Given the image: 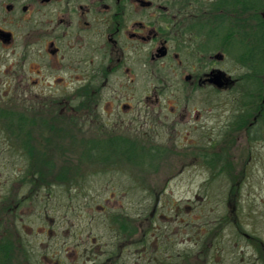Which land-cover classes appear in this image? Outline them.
Listing matches in <instances>:
<instances>
[{"label": "flooded vegetation", "instance_id": "af4514ba", "mask_svg": "<svg viewBox=\"0 0 264 264\" xmlns=\"http://www.w3.org/2000/svg\"><path fill=\"white\" fill-rule=\"evenodd\" d=\"M249 10L257 13L255 30L263 27L264 0H0V125L14 137L16 185L27 190L0 199V264H119L124 250L134 253L136 218L106 206L127 204L131 211L136 188L151 206L139 240L159 239L148 255L159 251L161 264H183L182 249L162 250L168 226L153 228L152 216L166 181L199 160L229 187L221 224L203 228L211 240L207 256L195 241L193 264H264V228L247 221L264 219V210L242 204L251 151L238 167L237 155L215 149L217 141L250 147L264 140V36L244 40ZM237 30L239 53L232 46ZM228 57L240 61L236 77L217 64ZM216 92L231 94L234 106L217 109ZM136 173H149L151 181ZM91 175H106L107 188L122 180L126 190L115 198L111 191L102 205L112 243L55 249L54 215L49 230H39L40 193L49 202L55 190L80 189ZM119 219L127 232L118 229Z\"/></svg>", "mask_w": 264, "mask_h": 264}, {"label": "rangeland", "instance_id": "374dc122", "mask_svg": "<svg viewBox=\"0 0 264 264\" xmlns=\"http://www.w3.org/2000/svg\"><path fill=\"white\" fill-rule=\"evenodd\" d=\"M256 22V11L249 10V25L245 30L247 39L242 38L246 40V43H252L253 37H256ZM234 32L232 31V37L239 40L240 31L237 30L236 33ZM217 64L221 69L228 71L233 77H236L240 73V63H237L233 58L231 59L228 57V60L226 59ZM214 99L217 109L225 108V102L231 104L229 107H233L235 104L233 101L235 99L231 97V94L229 98L227 97L226 99L224 92H216L214 94ZM222 120L223 118L221 115L217 113V134L224 130L223 122H221ZM12 130L15 133L17 131L15 126H13ZM14 132L12 133L15 134ZM13 140L14 137L9 136L7 128L0 125V199L5 192L13 194L16 191L17 194H22L27 191L25 188L18 189L16 185L18 181L16 177L21 166V160L18 155L20 152L18 153L17 147L11 144V142L16 143ZM222 147L230 150V155L238 156L237 159L234 160L235 165L238 167L245 162L248 158V153L251 151L250 153L253 159L252 162L249 163L250 169H248V174L243 179V190L241 192L244 194L242 196L244 200H242V204L244 208L250 205L249 208L264 210V140L251 142L250 147L246 142H233L232 140L217 141L215 149L218 151L221 150ZM194 165L193 167L190 166L185 168L180 174H174L173 177L166 181V187L162 194L164 202H161L160 206L157 207L158 212L156 210L155 215L152 216L154 220L153 228L159 229L160 226H168L167 238H163L167 241V245H165V241H163L161 246L162 250L167 248L168 252H172L175 249L178 250V248L182 249L185 254L183 264L195 263L192 258V252L195 250V248H193L195 241H198L201 247V257L207 256L208 246L211 240L208 235L209 233L205 231L211 227L217 228V225L221 224L222 218L227 212L224 199L229 183L224 181L222 177L211 178V173L203 166L200 160ZM103 177L108 178L106 175L102 177L100 175H91L88 179V183L84 187L82 186L80 189H71L66 193L62 189L55 190L54 192L58 198L57 196L56 198H50L51 200L49 202L44 200V198H46L45 191H41L39 216L37 217L39 230H49L52 224L50 223L48 215L51 214L54 215L56 221L55 229L58 232L55 239V249L62 245L70 246L72 249L74 247L80 249L84 246L91 245H93V248L96 246H105L106 244L110 246L115 231L106 220V210L114 208L113 210L117 212L118 206L124 207V212L128 211L134 213L133 216L136 218L135 224L137 227V234L135 237L138 238V242L135 244L133 254L132 251L129 252L128 250L122 252L119 264H161L160 260L162 256L158 253L159 251L152 254V256L150 255L151 257L148 255L154 246L158 245L159 239L157 243H154L156 242V238H151V242L149 240L145 244L139 243V238L142 237L143 233L149 228L147 217L150 214L151 206L147 205L143 200L147 198L146 191L136 188V203L131 207V211H129L130 206L127 204L124 206L107 205L106 210L103 211L102 205L105 206L104 202L106 203V198L111 191L115 192V198L125 190L120 187L122 185V180H119L118 184H115L114 187H111L110 184L107 188L106 182L108 183L110 180L104 179L103 181ZM136 177H143L145 181H151V175L149 173H136ZM248 198L252 200H248ZM126 201L125 199L124 202ZM175 202L180 203V206L174 205L173 203ZM27 209L29 210L28 215H30L32 206H28ZM176 210L178 211V215H176ZM240 215L242 222L249 216V214L245 213V210ZM251 216L255 217L256 215L252 214ZM247 221L253 223L258 229L264 228V219L254 218L253 220L247 219ZM113 225L117 227L116 224ZM203 228H205V231ZM220 229L227 230L228 225L222 224ZM126 238L127 236L125 239ZM39 240L41 241L40 244H42V242L47 244L46 238L42 237V235H39ZM122 241L125 240L122 238L121 242ZM223 248H225V244H222V249ZM75 251H78V249ZM222 252L223 258L226 253L224 249ZM73 256L80 257V254L76 253L73 254ZM76 262L82 263L83 260H78ZM201 262L200 264H204V260H201Z\"/></svg>", "mask_w": 264, "mask_h": 264}, {"label": "trees", "instance_id": "16d2710c", "mask_svg": "<svg viewBox=\"0 0 264 264\" xmlns=\"http://www.w3.org/2000/svg\"><path fill=\"white\" fill-rule=\"evenodd\" d=\"M255 36L258 37V36H264V26L263 27H259L257 28L256 32H255ZM232 46H233V50L237 51L239 53V49L241 47L240 45V42L237 40L235 41L234 37H232ZM237 63H240V61L238 60ZM119 227L118 229L121 231V232H127L129 227H128V223L126 221H123L121 219H119ZM135 231H137V227L135 229ZM124 240V239H123ZM139 243H143L144 244V239L142 238Z\"/></svg>", "mask_w": 264, "mask_h": 264}, {"label": "water", "instance_id": "95a60500", "mask_svg": "<svg viewBox=\"0 0 264 264\" xmlns=\"http://www.w3.org/2000/svg\"><path fill=\"white\" fill-rule=\"evenodd\" d=\"M214 80L217 86H222L223 82H222V74L221 72H218L217 74H215L214 76Z\"/></svg>", "mask_w": 264, "mask_h": 264}]
</instances>
